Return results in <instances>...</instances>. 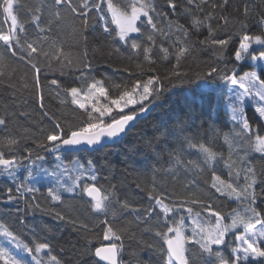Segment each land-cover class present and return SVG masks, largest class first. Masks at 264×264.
Returning a JSON list of instances; mask_svg holds the SVG:
<instances>
[{
	"label": "snow or ice",
	"instance_id": "obj_1",
	"mask_svg": "<svg viewBox=\"0 0 264 264\" xmlns=\"http://www.w3.org/2000/svg\"><path fill=\"white\" fill-rule=\"evenodd\" d=\"M0 17V92L11 99L0 103V176L13 181L0 203L24 205L14 208L19 232L0 215L3 264H264V0H0ZM203 50L207 71L189 77L184 61ZM98 57L128 79L95 75ZM204 81L219 89L207 107L185 102L151 135L136 133L125 161H139L119 177L108 152L65 160L121 142L171 89ZM49 100L83 119L62 123ZM29 143L55 154L51 170L31 166L45 157ZM41 172L51 178L43 193ZM37 211L75 243L57 251L58 227L27 224Z\"/></svg>",
	"mask_w": 264,
	"mask_h": 264
},
{
	"label": "trees",
	"instance_id": "obj_2",
	"mask_svg": "<svg viewBox=\"0 0 264 264\" xmlns=\"http://www.w3.org/2000/svg\"><path fill=\"white\" fill-rule=\"evenodd\" d=\"M20 2L23 3H30L31 0H20ZM2 19V17H0ZM70 42V41H69ZM197 47H199L197 45ZM259 47V46H256ZM205 61H212V53L211 50H203L200 53H193V55L184 61V66L182 68L183 72H186L189 74V77L193 76L196 73L206 72L208 65L205 63ZM97 71L94 73L98 77L102 73H107L109 76L112 77V81L116 83L122 82V80H127L128 76L124 73H113L112 68H108L105 63H103V59L98 57L95 61ZM112 64L114 67L117 66H127L128 61L127 60H121L119 57L114 56L112 57ZM166 67V66H165ZM164 69L161 68V71ZM52 77L49 76V79ZM205 85H207L204 89H194L188 85H179L176 88L171 89L169 93H167L162 101H160L155 107H153L149 112L144 113L140 118L136 121L135 127H133L128 136L122 140L121 142L117 144H106L104 149L98 152H91L88 149H84L79 152H73V153H64V158L66 161H69L72 159L73 156H79L81 160H84L88 156H98L101 154V152H108L109 158L111 159L113 165L116 169V175L119 177L122 174V171L128 167L129 165L133 164L134 162L139 161L138 156L129 155V158L127 162L125 161V155L127 154V146H130L132 143L136 142L137 136L136 133L142 132L148 135H151V128L153 122L159 120L160 118H167V116L170 113L171 109H175L177 106L182 105L185 102H191L194 103L197 108L203 104L205 107H207L209 96L208 93H211V95H215L216 91L219 89L216 85H213L212 81H204ZM106 87H109V83L106 82ZM201 91H203L205 94L202 95ZM226 92V88H225ZM24 98H28L27 94H24ZM17 104L20 103L19 100L16 101ZM0 103H11V99L6 95V93L0 92ZM29 104L32 105V101L29 99ZM34 107V106H33ZM76 106H69L67 108H64L62 110L63 114H61V111H57L59 108V102L54 100L47 101V109L50 112H55L57 118L61 120L62 123L66 122L69 124H79L83 117L80 116L79 112H75L74 109ZM17 110H23V109H17ZM249 115H252L251 109H249ZM23 123V121H22ZM11 127V125H10ZM43 127L45 128H51V124L48 120H45L43 122ZM36 135L40 136V132L36 130ZM28 147H33L34 151H38L40 155L44 156L45 159L42 161H37L35 165H31L34 168H40V169H49L51 170L56 161H55V154L48 151L38 150L35 149V145L29 143L27 145ZM18 154H23L21 153ZM30 161H25L24 165L29 166ZM143 162L136 163L137 167H140ZM130 171V169H129ZM19 177H23L26 175L25 168L21 167L17 173ZM129 180L132 179L131 176L128 177ZM207 177H199L200 180V186L203 188L207 194V189L204 185V180ZM38 183L37 186L41 188V193H43L46 189V187L49 186L48 181L51 179L50 177L46 176L41 172L39 176H36L34 178ZM5 186H13V181L9 177L0 176V189H2ZM170 187V185H169ZM40 195L39 193L37 194ZM43 199V197H41ZM65 200L66 202L70 203L78 212H84L85 208L82 204V202L78 198L72 197L70 194H65ZM217 206L220 208L221 211L227 212L230 208L236 207L235 203L230 202H221V201H215ZM16 206L23 207V203H20L19 205H5L3 203H0V215H2L5 219V221L9 222L11 227L19 232L21 231V225L17 223L14 219V208ZM26 219L27 224L29 226H40L43 224H49L54 225L58 227L59 231L56 233V241H57V251H59V248L62 245H65L66 241L71 240L73 243L76 241V236L73 233L72 229L66 225H64L62 222L55 221L53 217L44 215L40 212H29L26 213ZM43 235V233H41ZM80 245H77L79 247ZM66 257H71V252H65L64 254ZM0 264H3L2 261H0Z\"/></svg>",
	"mask_w": 264,
	"mask_h": 264
},
{
	"label": "water",
	"instance_id": "obj_3",
	"mask_svg": "<svg viewBox=\"0 0 264 264\" xmlns=\"http://www.w3.org/2000/svg\"><path fill=\"white\" fill-rule=\"evenodd\" d=\"M142 115H143V114H142ZM142 115H141V116H142ZM88 147H89V146H84V149H88Z\"/></svg>",
	"mask_w": 264,
	"mask_h": 264
},
{
	"label": "rangeland",
	"instance_id": "obj_4",
	"mask_svg": "<svg viewBox=\"0 0 264 264\" xmlns=\"http://www.w3.org/2000/svg\"><path fill=\"white\" fill-rule=\"evenodd\" d=\"M0 242H4V241H3V238H0ZM5 243H6V242H5Z\"/></svg>",
	"mask_w": 264,
	"mask_h": 264
}]
</instances>
